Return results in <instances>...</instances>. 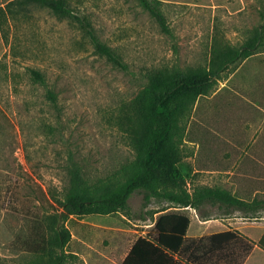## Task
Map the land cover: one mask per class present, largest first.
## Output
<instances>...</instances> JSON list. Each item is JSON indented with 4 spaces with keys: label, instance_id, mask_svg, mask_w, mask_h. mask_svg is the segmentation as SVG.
<instances>
[{
    "label": "rangeland",
    "instance_id": "1",
    "mask_svg": "<svg viewBox=\"0 0 264 264\" xmlns=\"http://www.w3.org/2000/svg\"><path fill=\"white\" fill-rule=\"evenodd\" d=\"M10 1L0 0V264H52L60 251L51 233L63 225L64 264H121L139 237L154 236L161 214H188L155 197L145 205L140 192L109 216L66 217L61 204L72 163L97 182L121 178L136 161L153 73L209 76L206 92L174 94L179 135L169 153L188 190L232 183L218 172L232 170L231 137L247 136L238 114L264 105V46L229 62L248 42H264V0H158L171 34L138 0H66L83 23L34 3L10 11ZM86 23L128 70L96 52Z\"/></svg>",
    "mask_w": 264,
    "mask_h": 264
},
{
    "label": "trees",
    "instance_id": "2",
    "mask_svg": "<svg viewBox=\"0 0 264 264\" xmlns=\"http://www.w3.org/2000/svg\"><path fill=\"white\" fill-rule=\"evenodd\" d=\"M159 23L162 30L171 34L167 17L161 9L158 0H138ZM34 3L50 9L54 14L63 18H76L84 22L80 16L73 13L66 0H12L7 7L19 4ZM90 36L96 52L105 57L114 66L128 70V64L115 49L98 38L91 24H83ZM248 42L237 50L229 63L240 58L251 56L264 42ZM32 76L45 83V76L38 70H32ZM151 81L150 99L147 114L151 122L150 128L138 147V157L129 167L124 168L123 175L118 179L92 180L85 173L82 166L72 163L68 169V185L65 189L62 207L69 215L79 216H109L126 211L130 207V199L135 193H142L144 204L148 205L153 197L174 203L180 207H198L204 201L219 203L226 207L241 210L254 209L253 203L239 199L230 191L220 187H197L190 192L184 186L182 174L177 169V160L170 156L174 146V138L179 135L175 129L174 94L181 92L197 96L209 88L210 78L207 75H188L177 72L172 80H164L161 75L153 73ZM161 81V86H156ZM49 101L58 107V95L49 90ZM141 98L139 99V101ZM143 103V102H142ZM145 112L146 109L143 108ZM122 173V172H121ZM123 180V181H122ZM190 225V218L185 213L167 212L159 216L155 223L156 236L139 237L132 245L122 264H183L175 260L174 255L182 254L185 235ZM51 246L58 249L52 264H64L66 255L64 250L71 240V233L65 225L56 228L51 233ZM51 253H53L51 251Z\"/></svg>",
    "mask_w": 264,
    "mask_h": 264
},
{
    "label": "crops",
    "instance_id": "3",
    "mask_svg": "<svg viewBox=\"0 0 264 264\" xmlns=\"http://www.w3.org/2000/svg\"><path fill=\"white\" fill-rule=\"evenodd\" d=\"M257 107L251 113L238 114V118L248 119L247 136L231 137L235 156L232 170L218 172L232 175V183L200 184L189 189L193 192L204 186L224 188L253 203L254 209L241 210L211 201L198 207H183L189 211L185 214L190 225L183 253L175 254V260L183 264H264V105ZM209 208L216 213L210 214ZM153 233L157 235L156 230ZM147 236L150 235L141 237Z\"/></svg>",
    "mask_w": 264,
    "mask_h": 264
}]
</instances>
